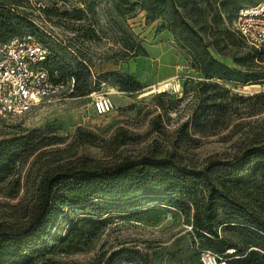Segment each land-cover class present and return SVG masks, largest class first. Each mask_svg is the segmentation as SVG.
Wrapping results in <instances>:
<instances>
[{
	"label": "rangeland",
	"instance_id": "374dc122",
	"mask_svg": "<svg viewBox=\"0 0 264 264\" xmlns=\"http://www.w3.org/2000/svg\"><path fill=\"white\" fill-rule=\"evenodd\" d=\"M136 1L23 0L18 7L33 22L28 33L63 54L67 65L75 67V57L89 70L75 68L80 73L77 89L61 101L22 116L0 115V138L33 128L61 137V142L27 159L17 158L15 173L0 181V223L27 219L23 215L35 200L41 175L58 160L89 156L109 166L127 160L141 165L142 157L155 155L170 157L177 167L205 179L219 164L241 158L251 143L264 141V79L243 83L206 77L199 70L201 63L193 55L189 35L173 34L166 16L155 19L143 6H132ZM237 1L225 16L231 29L228 41L240 43L244 40L234 27L238 9L260 0ZM44 7L53 9L45 11ZM193 19L194 24L203 25L201 18ZM210 39L215 38L210 35ZM233 47L223 46V51L236 49ZM210 51L239 69L232 58ZM257 52L264 54V48ZM260 74L264 75V68ZM128 76L139 83L138 90H127L121 84L120 79ZM93 90L108 93L115 108L96 113ZM202 96L215 99L216 104L195 113ZM221 104L229 107L219 111ZM18 179L19 194L9 197L7 193ZM149 195L101 216L83 213L80 208L72 210L56 231L52 229L53 237L65 236L77 218V227L83 218L96 222L77 230V249L56 251L48 257L68 264H201L202 250L239 257L251 239L236 225L218 227L216 222L220 237L203 230L202 223L208 226L210 222L198 216L192 197ZM178 198L179 203L172 200ZM221 237L237 247L225 249Z\"/></svg>",
	"mask_w": 264,
	"mask_h": 264
},
{
	"label": "trees",
	"instance_id": "16d2710c",
	"mask_svg": "<svg viewBox=\"0 0 264 264\" xmlns=\"http://www.w3.org/2000/svg\"><path fill=\"white\" fill-rule=\"evenodd\" d=\"M236 1L138 0L131 4L143 6L153 13L155 19L166 16L167 27L173 34H188L193 40L190 44L193 55L201 63L199 70L206 77L260 83L264 79V75L260 74L264 68V54L257 51L262 48L247 43L237 29L244 42L228 41L231 29L226 24L225 13L232 5H237ZM21 5L23 0H0L1 40L28 33L27 29L33 27L32 20L18 10ZM243 6L246 5L240 6L238 12ZM51 9L44 7L45 11ZM193 18H201L203 25L194 24ZM210 35L215 39L211 40ZM230 44L236 49L223 51V46L229 47ZM244 47L247 49H242ZM210 48L232 58L239 69L221 61ZM72 59L75 67L67 65L63 54L51 48L45 67L55 81H67L74 77L75 92L80 76L75 68L87 71L89 68L82 59ZM120 81L127 90L140 88L131 76ZM209 99L213 101L207 103ZM215 104V99L202 96L195 113L209 110ZM228 107V104H221L217 109L225 111ZM60 140V136L43 133L37 128L0 138V181L15 173L17 158L27 159ZM244 152L233 163L219 164V168L211 176L207 174L205 179L177 167L170 157L156 158L155 155L142 157L141 165L127 160L109 166L89 156L58 160L41 175L34 193L35 200L23 215L27 219L18 223H0V264H68L48 257V254L77 249L80 242V238L76 240L77 230L85 223L96 222L92 218H83L82 225L77 227V218L70 223L73 225L65 236L53 237L52 229L56 231L72 210L80 208L83 213L101 216L134 205L150 197L149 194L194 198L198 216L210 222L208 226L202 223L203 230L220 237L214 225L217 222L218 227L236 225L251 237L240 256L230 258L227 264H264V198L260 197L264 194V141L251 143ZM20 185L18 179L7 195L18 196ZM172 200L181 202L179 198ZM220 240L225 249L237 247V243L229 239L221 237Z\"/></svg>",
	"mask_w": 264,
	"mask_h": 264
},
{
	"label": "built area",
	"instance_id": "2783aa9c",
	"mask_svg": "<svg viewBox=\"0 0 264 264\" xmlns=\"http://www.w3.org/2000/svg\"><path fill=\"white\" fill-rule=\"evenodd\" d=\"M234 27L247 43L264 48V0L240 8ZM49 47L31 33L0 39V115H26L42 105L53 104L74 92L76 80L55 81L45 67ZM96 113L105 114L115 108L112 97L97 90L91 92ZM231 252V251H230ZM226 253L202 250L201 264H227ZM120 264H135L123 261Z\"/></svg>",
	"mask_w": 264,
	"mask_h": 264
}]
</instances>
